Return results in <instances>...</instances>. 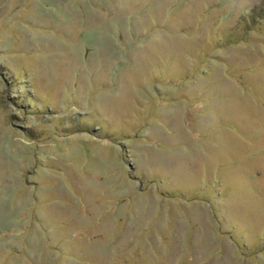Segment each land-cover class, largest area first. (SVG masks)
<instances>
[{
    "label": "rangeland",
    "instance_id": "1",
    "mask_svg": "<svg viewBox=\"0 0 264 264\" xmlns=\"http://www.w3.org/2000/svg\"><path fill=\"white\" fill-rule=\"evenodd\" d=\"M0 264H264V0H0Z\"/></svg>",
    "mask_w": 264,
    "mask_h": 264
}]
</instances>
